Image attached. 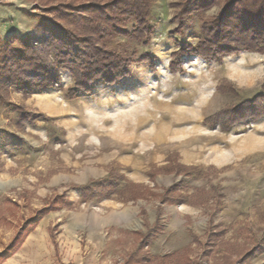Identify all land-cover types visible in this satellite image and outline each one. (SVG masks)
I'll use <instances>...</instances> for the list:
<instances>
[{
	"label": "rangeland",
	"instance_id": "1",
	"mask_svg": "<svg viewBox=\"0 0 264 264\" xmlns=\"http://www.w3.org/2000/svg\"><path fill=\"white\" fill-rule=\"evenodd\" d=\"M90 1L0 0V43L43 36L39 16H58L49 5ZM148 1L151 32L133 35L138 23L126 19L130 35L101 41L130 59L116 83L69 97L75 81L63 71L58 88L0 86V252L55 204L37 226L49 225L57 254L75 264H264V116L229 130L210 121L263 91L264 53L178 57L226 1L185 14L183 28L184 0ZM24 111L46 117L31 122ZM90 182L112 195L84 200L78 187ZM168 188L184 201L167 200Z\"/></svg>",
	"mask_w": 264,
	"mask_h": 264
},
{
	"label": "trees",
	"instance_id": "2",
	"mask_svg": "<svg viewBox=\"0 0 264 264\" xmlns=\"http://www.w3.org/2000/svg\"><path fill=\"white\" fill-rule=\"evenodd\" d=\"M90 1V0H89ZM217 0H184L180 2V28L185 25L184 15L191 11L210 8ZM223 10L212 20L203 23L204 38L196 45L181 46L176 55L195 54L221 62L225 56L240 50L264 53V0H225ZM58 14L57 17L40 15L37 30L43 36L28 34L16 37L19 45L9 39L0 43V86L15 85L29 93L58 88L62 84L63 71H68L74 78V86L68 89V96L91 92L93 85L100 80L116 83L130 72V59L112 52L101 41L112 33L130 35L119 26L126 19H135L138 28L132 33L143 37L151 32V4L148 0H110L106 2H57L47 6ZM65 21H70L69 25ZM54 54L55 60L51 58ZM141 60L152 63L151 56ZM171 67L176 69L175 61ZM263 91L243 104L228 107L210 118L212 125L229 130L234 124L246 120L255 121L264 116ZM22 109L21 106H17ZM25 118L34 122L46 117L44 113L35 114L24 111ZM84 200L97 195L110 197L112 192H99L92 182L79 186ZM171 202L184 200L173 198L172 189L165 191ZM164 196V197H165ZM62 200L65 198H61ZM72 204V200H67ZM53 202H55L53 200ZM57 206L48 205L38 210L32 217L33 223L21 225L15 237L0 252V264L13 255L24 243L28 234L34 230L39 220ZM152 231L141 238V246L151 241ZM180 253H175V256ZM187 261L188 250L180 255Z\"/></svg>",
	"mask_w": 264,
	"mask_h": 264
},
{
	"label": "crops",
	"instance_id": "3",
	"mask_svg": "<svg viewBox=\"0 0 264 264\" xmlns=\"http://www.w3.org/2000/svg\"><path fill=\"white\" fill-rule=\"evenodd\" d=\"M62 261L75 264L79 260H62L51 238L49 225L42 227V224H39L22 246L1 264H62Z\"/></svg>",
	"mask_w": 264,
	"mask_h": 264
},
{
	"label": "bare ground",
	"instance_id": "4",
	"mask_svg": "<svg viewBox=\"0 0 264 264\" xmlns=\"http://www.w3.org/2000/svg\"><path fill=\"white\" fill-rule=\"evenodd\" d=\"M162 128V127H161ZM163 134H167V132H164V130H162L161 133H159V135H163Z\"/></svg>",
	"mask_w": 264,
	"mask_h": 264
}]
</instances>
